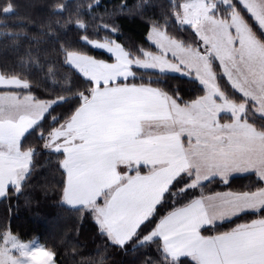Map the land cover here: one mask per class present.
<instances>
[{
    "label": "crops",
    "instance_id": "0c3cea01",
    "mask_svg": "<svg viewBox=\"0 0 264 264\" xmlns=\"http://www.w3.org/2000/svg\"><path fill=\"white\" fill-rule=\"evenodd\" d=\"M238 1L264 34V0ZM185 25L194 30L192 24ZM240 30V34L231 31L236 35L231 49L233 73L227 69V74L218 61L215 63L230 86L244 96L252 113L264 119V42L247 24ZM204 47L201 40L200 48H192L208 57ZM208 59L212 64V58ZM7 81L0 86L9 84ZM97 92L96 97L92 90L85 95L74 114L59 125L69 124L79 140L49 149L64 153L66 203L92 207L94 219L115 242L126 243L135 234L178 175H192L195 180V151H202L198 156L209 160L205 167L212 169L204 174V181L252 173L264 182V127L242 113L218 109L221 102H227L224 96L216 102L206 90L195 100L180 104L149 85L124 82L101 85ZM16 95L32 104L40 102ZM194 102L203 103L204 111H194ZM46 108H39L38 116L25 114L28 129ZM108 117L114 126L128 130L121 147L116 140L90 139L98 121ZM24 133L14 140V147L0 146L4 193L9 186L21 183L28 171L31 152L19 149ZM139 166L146 172L131 174ZM262 207L264 187L252 192H216L169 211L146 236L159 238L171 257H188L198 264H264V218L212 236L202 234L210 225Z\"/></svg>",
    "mask_w": 264,
    "mask_h": 264
},
{
    "label": "trees",
    "instance_id": "16d2710c",
    "mask_svg": "<svg viewBox=\"0 0 264 264\" xmlns=\"http://www.w3.org/2000/svg\"><path fill=\"white\" fill-rule=\"evenodd\" d=\"M185 0H0V75L24 83L0 91L29 96L37 101H53L41 119L21 138L19 149L29 150L27 174L19 186H9L0 198V239L11 234L20 241L37 240L56 253L55 264H198L188 257H171L159 238L142 241L161 217L195 198L216 192H252L264 182L252 173L227 180L211 178L192 185L193 176L182 173L169 185L150 215L124 244L115 242L101 229L92 208L73 207L64 201L66 176L64 153L44 146L46 135L79 108L92 83L66 64V54L81 53L109 61L103 50L90 40L114 41L131 57L144 50L155 52L148 41L151 27H157L186 47L200 48L194 30L180 25L176 15ZM212 11L219 17L239 13L252 33L264 42V34L247 9L238 1ZM215 78L228 100L243 102L218 67ZM156 88L186 104L202 96L203 85L196 79L173 73L134 69L125 81ZM57 100V101H56ZM250 121L264 127V119L251 115ZM139 166L131 171L144 173ZM255 218H264V207L241 213L210 225L202 234L212 236L231 230Z\"/></svg>",
    "mask_w": 264,
    "mask_h": 264
},
{
    "label": "rangeland",
    "instance_id": "374dc122",
    "mask_svg": "<svg viewBox=\"0 0 264 264\" xmlns=\"http://www.w3.org/2000/svg\"><path fill=\"white\" fill-rule=\"evenodd\" d=\"M242 1L248 4V0ZM217 3H220V6H229L231 4L230 0H185L181 3L180 12L176 15L178 24L193 25L196 35L200 41L202 40L205 46L204 48L208 49V57L212 58V64L210 59L203 53L192 47L182 45L178 41L170 38L163 29L157 27H151L147 34L148 41L156 49L155 52L144 50L141 52L140 56L131 57L114 41L90 40L88 42L91 46L95 49L103 50L111 59L105 61L81 53L69 52L66 54L65 62L92 83L91 90L95 91L93 97L99 95L100 92L97 91L101 85H116L117 82L125 81L132 77L134 75V69H143L186 76H190L192 73V75L195 76L193 77L194 79H199V81H197L203 85L205 92L207 90V94L210 95L211 100L214 99L216 102H220L217 97H225V94L221 91L216 82L215 73L213 71V69L217 67L215 62L218 61L227 74V69L230 73H233V56L231 49L236 35L232 36L231 31L234 30L235 33L240 34V27H244L246 22L236 11H232L228 17L214 15L212 11L216 8ZM0 77L2 76L0 75ZM2 78L3 79H0V83L5 79V81L8 80L7 82L9 84L4 82L3 85H1L3 87L0 86V88L20 87L24 85L22 81L15 78H12V80L5 77ZM114 90L118 91V88H114ZM15 95L16 94L10 92H0L1 147L9 145L14 147L16 145L14 140H19L21 137L20 134L23 132L26 133V130H29L26 125V113L32 116H38V114H40V111H38L39 108L47 107L45 110L46 112L49 106L55 102V100L40 101L36 102L37 104H32L27 100L18 99V96ZM167 98L175 102L172 98ZM203 99H206V97ZM224 99L227 100V102H221L218 109L236 114L242 113L248 117L254 115L252 113L253 110L249 108L247 102H235L228 100L226 97ZM209 102L211 105L213 104L212 101ZM195 103L200 102H194V111L198 109L199 111H204L203 103ZM97 127L96 130L90 133L91 140H116L121 147V140L128 137V130L114 126L112 119L109 117L100 119ZM78 140V136L74 134L71 126L69 124H63L53 128L50 133L46 135L44 146L46 148H57L63 144L75 143ZM26 151L30 153L29 150ZM201 153L202 151H195L192 153V161L195 163L194 165H196V168H193L195 170V180L192 182V185L205 182L203 180L204 174L212 170L211 168L205 167L209 160L202 159V155L199 157L198 155ZM197 166H199V168ZM3 177V175H0V198L5 194L3 188L6 185L2 182ZM22 181L23 180L20 182ZM19 184L20 183L16 185L19 186ZM150 238V235L146 236L142 241H148ZM35 242L38 241L35 239L27 242L20 241L11 234H6L2 237L0 239V248H10V255L6 257L7 264H13L16 260H20L22 264H50L48 250L44 247L38 248ZM13 243L17 246L12 247ZM38 244L41 245L39 242ZM25 245H27V247H24Z\"/></svg>",
    "mask_w": 264,
    "mask_h": 264
},
{
    "label": "snow or ice",
    "instance_id": "6c2138e0",
    "mask_svg": "<svg viewBox=\"0 0 264 264\" xmlns=\"http://www.w3.org/2000/svg\"><path fill=\"white\" fill-rule=\"evenodd\" d=\"M37 243V247L38 248H42L43 246L39 245L38 242H35ZM17 245L15 243L12 244V247H16ZM24 247H27V245H25ZM10 255V248H0V264H7V261H6V257ZM56 253L49 250L48 251V259L50 261V264H55V260H54V257H55ZM13 264H22V262L20 260H16L13 262Z\"/></svg>",
    "mask_w": 264,
    "mask_h": 264
}]
</instances>
